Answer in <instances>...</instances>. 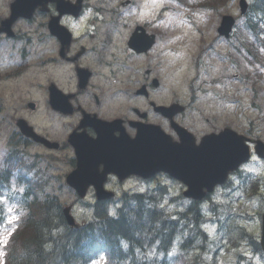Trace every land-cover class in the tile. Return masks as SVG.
<instances>
[{
	"label": "rangeland",
	"instance_id": "1",
	"mask_svg": "<svg viewBox=\"0 0 264 264\" xmlns=\"http://www.w3.org/2000/svg\"><path fill=\"white\" fill-rule=\"evenodd\" d=\"M202 1L204 0H191L192 6L188 8L176 6L173 11H169L161 16L163 18L162 24H164L162 27H166L168 31V35L166 37L167 44L164 45L167 48H163V45L158 48L165 50V53H162V55H160V51L158 52V50H155L152 53V59H137L125 51L126 42L121 41V44L118 47L122 53L120 59L123 61V57L127 58V63L132 67L134 72V78L132 79V75L123 69L118 72L117 76L119 77H117L115 85L124 88L126 95L120 94V96H117V101L123 103L127 96L128 98H131L133 96L131 82L135 81V79L140 80L143 76V70L153 68L154 75L161 81V87L155 94L159 102L171 101L175 98L180 99L182 103L188 102L190 82L193 80L195 75L193 56L197 52L199 43H195L197 37L196 35H193L192 32H189L190 29L182 22V16L189 14L190 19L194 23L200 24L207 20L206 17L208 15H214L216 18L212 21L218 25L219 17L225 13L236 16L239 15L238 2L226 5L227 2L224 1L217 5L218 12L216 14L200 13L199 11H201V8L197 5V3ZM138 3V6L131 9H143V16L148 17L150 20H154L158 16L160 8L163 7L167 1L138 0ZM240 37H247L245 30L241 29L237 32V39ZM182 38H184L183 41ZM213 38L214 30L211 29L206 37L208 42L207 44H210L213 41ZM237 41L239 40H235L233 42V46H230L231 44H228L227 46L224 43L217 42L215 47L217 50L228 56V48H231L234 52L235 47L239 45ZM173 50H175L174 53ZM126 53L131 57L127 56ZM207 66L210 65L207 64ZM246 67L247 65L242 60L241 64H238V70H235L234 67H228L227 59L217 67L206 69V71L202 74L199 82L197 83L201 91V93H199L198 102L195 105V110L197 109L198 112L192 111L186 118V122L191 124L192 127L197 124L196 130L199 134L210 129L218 131L226 126H231L233 129L241 133L248 132L252 129L255 134L264 139V115L261 116V114L256 112L251 105L253 91L250 90H252V84L244 82L245 85H243L238 82L237 79H228L229 74L238 73L237 71H239L242 76L245 75L249 72ZM261 70L264 73V67L261 68ZM63 71L64 69H62V72ZM48 77L49 75H45V80H47ZM215 78L226 79L224 81L226 85L216 86L209 81ZM31 79L35 80L32 76H28L24 80H19L17 85L14 86L12 94L5 91L1 95L6 104L9 106V109L4 113H0V157L3 154L4 148H6L7 139L13 129L12 119L13 116L16 115L17 111H19L17 106L24 105L28 97L42 100V97L40 96L41 92H31L33 89L27 88V84ZM253 79L258 85V91L263 90L257 95V104L260 106L264 114V85L261 79L256 77V75H253ZM226 94L234 101H225ZM239 109L240 113H238ZM236 110L238 112H236ZM207 119H210L211 121L207 123ZM43 124L46 128L52 130H60L62 125L60 121H56L51 118L44 121ZM29 151L30 153L39 151L42 154L44 153V151H41L33 146L29 148ZM48 154H51L56 159L55 162H52L54 167L52 174L55 177H60V180L63 181L64 175L70 169L64 161L65 155L56 152H50ZM243 173L244 175L238 176L234 180L231 187L220 190L214 199L222 204V215L224 218H228V222H233L235 224L241 222L245 225L247 230L257 235L259 234V231H261V225L258 221L257 213L264 209V200L259 195L249 196L250 194L248 195L244 188H246L251 181H259L260 185L258 191L260 193H264V161H255L254 164L248 166ZM130 186L131 184L127 185V187ZM170 193L171 196L167 197L169 208L171 211L181 210V205L176 202L169 201L170 197L181 193V186L172 183ZM61 197L63 202L67 205L72 204L75 199L74 196L66 191L61 194ZM8 208L10 211L9 219L10 221H13L16 218L13 215L14 206L9 205ZM77 212L79 216L78 218L83 217L85 214V212L80 208L77 209ZM5 234H7V231L4 232V235ZM210 234L217 236L218 232L214 230L210 232ZM1 239L2 237H0V240ZM197 252L200 253L199 251ZM241 252L247 258L241 260L240 264H263L261 258L255 256L251 249H243ZM200 256L202 257L198 259L199 264H209L214 261L211 252H207ZM216 264H236V262L234 260V256L232 255L231 257L228 256V263L226 262V259H222L221 262L216 261Z\"/></svg>",
	"mask_w": 264,
	"mask_h": 264
},
{
	"label": "trees",
	"instance_id": "2",
	"mask_svg": "<svg viewBox=\"0 0 264 264\" xmlns=\"http://www.w3.org/2000/svg\"><path fill=\"white\" fill-rule=\"evenodd\" d=\"M258 9V16L264 18V0L253 11L257 12ZM54 202L47 200L35 205L37 209L31 216L36 222L31 221L30 224L34 238L19 250L9 252V259H13L14 264H88L92 255L89 252L96 251L102 241L114 242L118 244V249L122 245L127 255L126 261L134 251L142 248V240L157 241L162 248L181 232L179 223L168 220L167 217L172 216L155 196L124 199L121 216L117 220L109 217L107 205L101 204L99 207L103 214L97 224L86 230V235L66 227ZM198 208V204H193L186 212L179 214V218L194 211L196 218L200 214Z\"/></svg>",
	"mask_w": 264,
	"mask_h": 264
},
{
	"label": "water",
	"instance_id": "3",
	"mask_svg": "<svg viewBox=\"0 0 264 264\" xmlns=\"http://www.w3.org/2000/svg\"><path fill=\"white\" fill-rule=\"evenodd\" d=\"M227 24L228 22L225 23V26H227ZM24 128L27 129L26 126ZM212 140L213 141L208 143L203 148V151L205 154H209L213 158V165L211 164L212 166H208V157L207 161L202 162L199 168L202 173H206L211 180L214 178L217 180L225 179L229 171L233 170L248 159V153L243 147H241L239 141H234V137H232V140H228V136L226 134L218 137L217 139L212 138ZM166 147V154L174 163L173 168L171 169L174 175L182 178L186 176L191 178L194 174H196L193 170L195 167L196 154H194L193 158H190L188 157L187 152L184 151L183 147L171 146L168 143H166ZM127 162L128 159L124 157L121 164L124 165ZM83 163L85 164L84 161ZM132 165L136 166L134 163ZM164 166L165 164L163 167ZM202 173L198 171L199 175H197L199 177H204L205 175H202ZM78 188L81 191H84L82 186H79Z\"/></svg>",
	"mask_w": 264,
	"mask_h": 264
},
{
	"label": "flooded vegetation",
	"instance_id": "4",
	"mask_svg": "<svg viewBox=\"0 0 264 264\" xmlns=\"http://www.w3.org/2000/svg\"><path fill=\"white\" fill-rule=\"evenodd\" d=\"M68 18H70V17H68ZM71 19V18H70ZM77 117H80V115L77 113Z\"/></svg>",
	"mask_w": 264,
	"mask_h": 264
}]
</instances>
